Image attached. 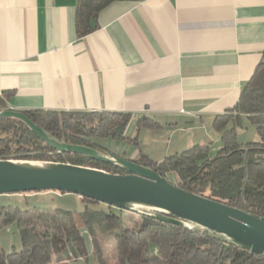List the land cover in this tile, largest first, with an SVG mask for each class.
Here are the masks:
<instances>
[{"label": "crops", "instance_id": "1", "mask_svg": "<svg viewBox=\"0 0 264 264\" xmlns=\"http://www.w3.org/2000/svg\"><path fill=\"white\" fill-rule=\"evenodd\" d=\"M76 4L0 0L5 109L127 113L126 134L138 146L118 156L162 162L195 145L214 156L221 143L213 121L234 110L264 51V0L115 1L82 38ZM142 117L159 128L137 129ZM245 121L239 128L253 141Z\"/></svg>", "mask_w": 264, "mask_h": 264}, {"label": "trees", "instance_id": "2", "mask_svg": "<svg viewBox=\"0 0 264 264\" xmlns=\"http://www.w3.org/2000/svg\"><path fill=\"white\" fill-rule=\"evenodd\" d=\"M115 1L142 0H77L75 28L78 38L95 31L99 12ZM9 97L7 93L0 95V110L6 108ZM20 113L49 136L66 144L89 147L104 154L109 151L101 144V139L138 146L137 140L126 134L131 121L127 113L49 110ZM241 116L253 126L255 140L238 141L236 129L240 127ZM212 126L220 133L221 143L214 156L210 154L209 145H195L165 157L162 162L144 155L128 160L152 169L168 182L169 175L173 174L176 186L184 191L264 218V51L253 75L241 90L234 110L216 116ZM136 128H159V125L142 117L137 120ZM0 158L66 163L124 174L114 166L79 154L57 153L25 124L13 118L0 120ZM30 193L39 192L23 194ZM80 200L85 209L78 217L89 233L93 235L97 226L99 232L112 236L116 264H264L263 256L226 243L204 230L180 228L146 216H138L137 227L131 229L124 225L121 215L111 211L114 208H96L101 204L84 197ZM0 220L3 225L16 224L22 243L20 250L13 249L10 253L0 246V264H53L54 261L59 264L69 257H87L76 216L69 210L48 207L22 210L17 206H0ZM91 242L97 247L94 237ZM98 261L105 264L99 252Z\"/></svg>", "mask_w": 264, "mask_h": 264}, {"label": "water", "instance_id": "3", "mask_svg": "<svg viewBox=\"0 0 264 264\" xmlns=\"http://www.w3.org/2000/svg\"><path fill=\"white\" fill-rule=\"evenodd\" d=\"M8 118L25 124L57 153L79 154L124 174L66 163L0 158V195L40 191L72 194L180 228H198L264 257V218L184 191L152 169L126 158L60 142L22 113L0 110V120Z\"/></svg>", "mask_w": 264, "mask_h": 264}, {"label": "rangeland", "instance_id": "4", "mask_svg": "<svg viewBox=\"0 0 264 264\" xmlns=\"http://www.w3.org/2000/svg\"><path fill=\"white\" fill-rule=\"evenodd\" d=\"M244 124H246L247 126H249L254 130L253 126H251L246 121ZM237 131H238V138L243 140L244 141L243 143L249 142L250 136L249 133H246V129L244 128V126H242L241 128L238 127ZM129 133H128L129 136H132V131ZM139 142L142 151L149 144V143L146 144V141L144 142V140H141ZM101 144L109 151L108 154H114V155H120L122 151L121 148L123 146L124 147L126 146V143H124L123 141H115L111 139H101ZM13 160L38 161V160H29V159H13ZM169 179L172 184L176 185L177 182L176 177H174L171 174L169 175ZM46 192L48 193L39 192V193H30V194L0 195V206H17L22 210L29 209L32 207H48V208H59V209L69 210L73 212L74 215L76 216V221L78 223L81 235L85 240L86 249L88 253L86 259L80 258L78 256H76V258L69 257L68 258L69 260L63 259L62 261L59 262V264H99L98 252L100 253V256L105 264H116L117 255L115 252V246L112 236L106 233L99 232V228L97 226L95 227L94 234L91 235L83 225L80 218L78 217V214L81 213L82 212L81 210L83 209L82 204L78 200L79 197L67 193L60 194L55 191H46ZM96 208H102L107 210V207L103 204L97 205ZM111 211L115 214L122 216L124 225L126 227L131 229H135L137 227V222L135 220H137L138 216H141L140 214L131 211H122L115 208L111 209ZM141 211L148 212L144 210ZM93 237L97 241V247H94L91 242ZM0 246L6 253H10L13 249L17 251L21 249L22 247L21 237L15 223L3 225L1 224V220H0ZM53 264H57V262L54 261Z\"/></svg>", "mask_w": 264, "mask_h": 264}, {"label": "bare ground", "instance_id": "5", "mask_svg": "<svg viewBox=\"0 0 264 264\" xmlns=\"http://www.w3.org/2000/svg\"><path fill=\"white\" fill-rule=\"evenodd\" d=\"M133 206H136V205H133Z\"/></svg>", "mask_w": 264, "mask_h": 264}]
</instances>
